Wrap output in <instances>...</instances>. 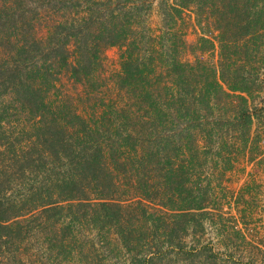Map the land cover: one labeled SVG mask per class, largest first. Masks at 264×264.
<instances>
[{
  "label": "trees",
  "instance_id": "obj_1",
  "mask_svg": "<svg viewBox=\"0 0 264 264\" xmlns=\"http://www.w3.org/2000/svg\"><path fill=\"white\" fill-rule=\"evenodd\" d=\"M46 1L0 0V264H25L18 252L44 216H59L52 244L62 255L77 221L122 227L139 209L147 220L157 214L161 240L138 250L132 232L119 229L132 260L186 252L189 227H203L211 204L210 187L191 185L189 163L228 154L222 162L232 169L235 155L261 148L253 125L264 110L254 95L264 86V1L48 0L59 20L40 33ZM191 2L206 7L199 43L210 44L194 60L182 56L179 28ZM111 46L121 48L122 68L92 91L98 104L80 109L58 92L61 74L96 87ZM216 47L214 63L204 54Z\"/></svg>",
  "mask_w": 264,
  "mask_h": 264
},
{
  "label": "rangeland",
  "instance_id": "obj_2",
  "mask_svg": "<svg viewBox=\"0 0 264 264\" xmlns=\"http://www.w3.org/2000/svg\"><path fill=\"white\" fill-rule=\"evenodd\" d=\"M47 1L45 7L38 8L42 13L40 21L37 22L40 33L46 30L48 22L59 20V5L53 6ZM205 9L203 5L191 2L186 10L183 27H179L185 33L188 43L186 49L181 50L182 56L188 60H194L202 54L199 46L206 49L210 46L203 41L199 43L207 29L206 13L204 16L200 14ZM152 20L154 26L158 27L161 16L153 13ZM174 25L178 28L177 19L174 20ZM121 52L119 46L106 49L103 56V75L96 82V87L93 85L90 89L86 88L63 73L58 81V92L66 95L80 109L98 104V100L91 98L92 91L101 89L100 83L107 82L121 70ZM218 52V47L216 51L207 50L204 57L216 63ZM254 95L256 103L262 101L261 105L264 106V86L255 91ZM53 97L55 98L54 95ZM253 131L261 140V148L254 155H235L240 160L232 169H226L222 162L231 158L228 154H223L225 157L222 154H202L201 165L197 161L194 164L189 163L191 185L195 186L200 182L204 189L211 188V204L200 214L204 225L199 231H196L194 225L189 227L186 252L182 253L176 248L163 255L155 254L151 264H264V110L255 117ZM125 197L128 204H138L133 195L127 194ZM140 210L135 211L136 214L125 213L122 227H115L111 222H95L91 218L77 221L74 234L70 236L73 242L67 248L70 251L66 250L62 255H59V248L52 244V238H55L53 223L59 216H52L50 220L44 216L30 224L23 250L18 255L24 256L25 264H140L143 261L132 260V253L122 247L117 239L119 229L131 231L135 241L140 242L138 250L144 243L155 246L161 240V230L155 231L156 222L160 220L157 214H154V220H147V216ZM57 223L60 224V221ZM195 246L201 248L199 255L194 254ZM151 249L158 252L157 248Z\"/></svg>",
  "mask_w": 264,
  "mask_h": 264
}]
</instances>
